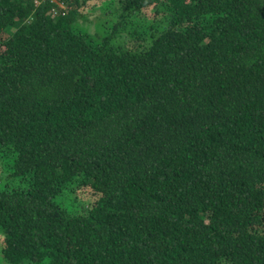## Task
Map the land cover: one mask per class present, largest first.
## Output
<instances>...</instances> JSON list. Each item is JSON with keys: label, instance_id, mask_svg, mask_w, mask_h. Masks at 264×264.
Returning <instances> with one entry per match:
<instances>
[{"label": "trees", "instance_id": "16d2710c", "mask_svg": "<svg viewBox=\"0 0 264 264\" xmlns=\"http://www.w3.org/2000/svg\"><path fill=\"white\" fill-rule=\"evenodd\" d=\"M102 1L0 0L4 260L264 264V0Z\"/></svg>", "mask_w": 264, "mask_h": 264}, {"label": "rangeland", "instance_id": "374dc122", "mask_svg": "<svg viewBox=\"0 0 264 264\" xmlns=\"http://www.w3.org/2000/svg\"><path fill=\"white\" fill-rule=\"evenodd\" d=\"M109 1L116 2L117 0H103L102 1V2H104L103 5H106ZM100 7H102L101 4H100ZM102 12L103 11L100 10V8L95 9L89 14L87 21H81L80 22L81 26L84 28H87L88 32L90 34H92L94 37H98V35L100 37H102L104 35L103 31L100 30L103 23H104V26L107 27V24H106L107 19L104 20V15L102 14ZM89 200H91V199H89ZM0 264H10L4 260L3 255L1 253H0Z\"/></svg>", "mask_w": 264, "mask_h": 264}, {"label": "built area", "instance_id": "2783aa9c", "mask_svg": "<svg viewBox=\"0 0 264 264\" xmlns=\"http://www.w3.org/2000/svg\"><path fill=\"white\" fill-rule=\"evenodd\" d=\"M36 1H39V0H36Z\"/></svg>", "mask_w": 264, "mask_h": 264}, {"label": "clouds", "instance_id": "9594fccd", "mask_svg": "<svg viewBox=\"0 0 264 264\" xmlns=\"http://www.w3.org/2000/svg\"><path fill=\"white\" fill-rule=\"evenodd\" d=\"M53 1H55V0H53Z\"/></svg>", "mask_w": 264, "mask_h": 264}]
</instances>
